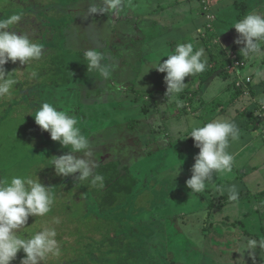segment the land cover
Here are the masks:
<instances>
[{"label": "rangeland", "instance_id": "obj_1", "mask_svg": "<svg viewBox=\"0 0 264 264\" xmlns=\"http://www.w3.org/2000/svg\"><path fill=\"white\" fill-rule=\"evenodd\" d=\"M124 1V6L137 18L140 13L139 1H156L167 5L173 0H123L122 4ZM261 1L260 6L264 7V0ZM82 2L0 0V18H7L13 13L21 14V20L11 30L27 35L32 42L42 47L39 60L29 61L25 65L19 61L4 65L6 72H11V77L17 83L10 95L0 97V179H10L17 175H32L35 178L37 172L40 182L50 187L54 197L51 211L43 217L30 216L26 226L18 230L19 234L28 237L44 227L56 229L61 254L58 257L49 256L42 264H77L79 258L83 262L93 254L98 255V260L108 258L110 263L127 259L133 264L136 261L143 264H264V221L261 219L264 208L258 200L247 199L243 202L247 215H239L228 209L226 214L232 220L224 221L225 227L216 223L211 228L196 231L194 235L190 234L191 230L175 226L176 218H181L179 215L175 219L161 221L162 213L171 211V207L190 208L198 202V195L193 197L186 186L185 182L191 175L182 176V170L174 177L177 159L171 158L170 154L165 162L161 160L160 153L149 157L135 155V152L138 153L136 149H140V153L146 149L143 134L141 138L139 133L134 135L139 141L134 142L137 146L132 147L134 155L132 159L123 160V164L132 162L125 169L136 183L128 194L121 196V202L115 201L114 206L112 204L102 208V204L110 202L112 198L107 194L105 184L100 188L93 186L90 181H79L78 173L63 177L57 175L54 167L50 166L51 157L64 155L69 150L51 140L50 134L36 125L33 115L43 103H52L58 110L75 115L94 153L104 148L101 143H105L107 138H114V133L110 132L115 126L112 121L118 122L117 126L120 123L121 128L127 131L130 121L133 129L140 132L146 125L140 116L143 101L131 95L133 93L124 84H117L119 87L116 88L107 86L109 76L105 78L96 70L90 71L89 81H83V73H77L78 69L75 71L74 68H87L84 52L94 49L103 54L102 63L112 73L113 59L122 52L116 47L118 55L114 54L113 46L108 44L109 32L114 28L108 13L104 16L89 15V8H80L73 11L74 14H69L74 7H81ZM231 55L232 59L236 58L234 51ZM58 58L61 61L56 66L54 61ZM71 63L75 64L72 70L69 68L72 67ZM57 67L61 71H57ZM33 72L36 73L35 77L31 75ZM101 83L103 93L97 94L96 88L91 87ZM252 84L251 76L245 75L238 89L247 102L256 98L260 101L264 96H255ZM96 127L100 128L96 131ZM119 151L110 157L104 154L103 162L116 159V156L121 155H117ZM122 152L129 154L127 147ZM73 155L82 157V153ZM142 158H149L151 167L145 168ZM94 160H98L95 155ZM99 171L100 167L94 169L95 174H100ZM110 178L107 176L106 180ZM106 180L104 178L105 183ZM126 180L130 181L128 177ZM204 203L207 204V200ZM255 207H258L257 211ZM146 216L149 221L145 220ZM189 216L184 214L182 218ZM56 218L60 220L59 224L53 222ZM236 219L241 220L240 224H234ZM107 229L113 230L110 235L112 232L117 234L109 241L122 239L119 234H124L122 251L125 252L120 259L115 257L110 260L113 247L109 242L106 247H101L103 249L100 252L104 250L108 253L102 256L95 250L90 251L85 243L92 233L100 242L102 232L99 231ZM251 241L256 243L253 245ZM24 256L21 250L10 264H20ZM105 263L109 264L107 260H95L90 264Z\"/></svg>", "mask_w": 264, "mask_h": 264}, {"label": "crops", "instance_id": "obj_2", "mask_svg": "<svg viewBox=\"0 0 264 264\" xmlns=\"http://www.w3.org/2000/svg\"><path fill=\"white\" fill-rule=\"evenodd\" d=\"M125 2L119 10L108 13V18L114 25L108 35V44L113 46L114 54L118 55L116 47L122 52L113 59L107 86L116 88L124 84L133 93L131 95L140 97V101L144 103L140 116L146 125L140 132L133 129L130 121L127 131L121 128L120 123L117 126L118 122L112 121L116 126L110 131L114 133V138H107L105 143H101L104 148L99 151L100 159L104 154L110 157L120 149L117 155H121L112 159L113 162L120 167L131 164V161L123 164V160L132 159V147L139 142L134 135L139 133V138L141 134L144 135L143 140L147 146L144 153L136 149L138 153L135 152V155L149 157L160 153L161 160L165 162L170 154L171 158L179 159L176 160L175 167L182 164L179 169L183 170L182 176L191 175L194 157L199 152L193 139L187 137L192 128L217 119L234 121L240 129V138L232 142L229 148L234 157L231 173H213V179L205 191L197 194L196 204L193 203L190 208L171 207V211L162 213L161 221H169L179 215L181 218H176L175 226L191 230L190 234L194 235L197 234L196 231L211 228L216 223L225 227L223 222L231 219L226 214L228 209L239 215H247L246 208L242 205L247 199L258 200L264 208V129L257 125L260 119L256 115V106L260 101L256 98L247 102L237 86L245 75L251 76L253 94L264 96V55L251 60L243 58L239 54L243 45L235 43L238 33L234 27L231 28L234 22L250 12L264 15V7L260 6L262 1L173 0L167 5L156 1H139L140 13L137 18L124 6ZM238 3H244L245 13L242 17L239 16ZM134 21L139 23L134 24ZM207 40L211 45L207 44ZM178 43H192L194 50L203 48L206 66L221 68L201 83V73L185 77L183 92L175 98H168L165 96L166 74L150 68L159 56L170 52ZM233 51L236 57L234 59L231 55ZM166 59V56L162 57L161 62ZM244 60L247 61L245 67ZM223 66L227 72H223ZM257 73L261 75L258 76ZM102 87L101 83L91 88H96L95 92L99 94L103 93ZM134 98L131 99L134 101ZM98 128L100 127L95 128L96 131ZM126 147L129 154L122 152ZM142 162L145 168L151 167L149 158H142ZM144 181L147 182L148 178ZM232 185L239 192V200L236 202L228 199V188ZM205 200L207 204L204 203ZM257 210L258 207H255V211ZM184 214L190 216L182 218ZM147 219L148 216L145 220L149 221ZM261 219L264 221L263 215ZM240 221L236 219L233 222L240 224Z\"/></svg>", "mask_w": 264, "mask_h": 264}, {"label": "clouds", "instance_id": "obj_3", "mask_svg": "<svg viewBox=\"0 0 264 264\" xmlns=\"http://www.w3.org/2000/svg\"><path fill=\"white\" fill-rule=\"evenodd\" d=\"M122 2L123 0H90L89 15L117 11ZM20 20L21 14L18 13L0 18V97L10 95L17 83L11 77V72H6L5 64L19 61L21 65H25L42 57L40 44L32 42L27 35L11 30ZM233 27L238 33L235 43L243 45L239 50L243 58L251 60L264 55V15L250 12L234 22L231 28ZM164 56L167 59L161 62ZM203 57V48L194 50L192 43H178L170 52L157 58L150 69L166 74V97L175 98L183 92L185 77L205 71L207 61ZM84 58L89 71L96 70L105 78L110 75L108 68L102 63L104 56L101 52L88 49L84 52ZM31 75L35 77L36 73ZM260 103L264 105V99ZM58 109L52 103H43L33 115L36 125L42 131H47L51 140L69 150L64 155L51 157L50 166L54 167L57 175L67 177L78 173L77 180L90 181L93 186L102 188L104 177L94 173V151L78 126L77 117ZM187 137H191L194 146L199 149L191 167V177L185 182L194 197L205 191L213 179V173H231L234 157L229 148L232 142L239 140L240 129L234 121L217 119L192 128ZM73 153H82V157L74 156ZM181 165L176 166L174 177L179 174ZM36 173L35 178L32 175H17L10 179H0V264H10L21 250L25 256L20 264H42L49 256L58 257L61 254L54 227H44L28 237H23L18 231L26 226L30 216L43 217L48 214L54 203L50 187L42 184ZM228 199L233 202L239 200L235 185L228 188ZM53 222L59 224L60 220L56 218ZM250 243L254 245L256 242Z\"/></svg>", "mask_w": 264, "mask_h": 264}, {"label": "trees", "instance_id": "obj_4", "mask_svg": "<svg viewBox=\"0 0 264 264\" xmlns=\"http://www.w3.org/2000/svg\"><path fill=\"white\" fill-rule=\"evenodd\" d=\"M62 1H83L81 7H74V10H72V12L69 13V14H74L75 10L77 11L80 8H81V10L82 9L85 10V9L89 8V3H90V0H62ZM237 6L240 8L239 9V11H240V15L239 16L242 17L243 14L245 13V7H243L244 3H240V4L238 3ZM207 44L211 45V42L207 40ZM78 53L80 54V52H78ZM62 58L65 61L64 56ZM59 61H61L59 58L56 61H54L56 66H57V63ZM70 65L72 67L69 66V68H71V70H72L73 69V65H75V64L71 63ZM219 68H221V66H213V67H210V68L206 66L205 71L200 74V76H201L200 78H202L200 83L203 82L204 80H206L210 75H212L213 73L218 71ZM74 69H75V71L78 69L77 73H81V74L83 73V75H81L82 76L81 80H83V81H89L90 80V77H91L90 74L91 73H90V71L86 72L87 68H84V70L83 69H79V68H74ZM56 70L57 71H61V68L57 67ZM222 70H223V72L224 71L227 72L224 69V66H223ZM99 153H100L99 150H96V152L94 153L96 159L98 158V160L95 162L96 163V167H100L101 168V171H99V172H100V175H103L105 180H106L107 176L111 177L110 180H106V183L104 181L105 189L111 191V192H108L106 190V192H107V194H109L110 197H112L110 202H108V203L104 202V204H102V208L105 209V207L108 206V205H112L113 204V206H114L116 200H117L118 203L121 202L120 201V199H122L121 196L123 194H128L133 189V187H134L136 182H135L134 179L130 178V176L128 175L127 170L125 169V167H120L119 164H117V163H115L113 161L105 160V162H103L102 159H100V157H99L100 156ZM127 177L129 178L130 181L126 180ZM108 230L109 229L99 231V232H102V234L100 235V238L102 240L100 242H98V240L95 239V236L94 237L92 236L93 235V233H92V235L90 234L89 238H87L85 240V243H87V247H88V249H90V251L91 250H95V252L100 253L101 256H102V254L104 255V253L106 255L107 252H105L104 250H101V252H100V249H103V248H101L103 246L106 247L108 242H109V244L113 247V249L111 251V254L109 255V256L112 257L110 260H114L115 257H117L116 259H120V257H122L123 252H125V250L122 251L123 245L125 243L124 234H122V233L119 234V236L122 239L115 240V241L114 240H110L109 241V239H112L113 237H116L117 234L112 232V235H110L109 233H111V231H113V230H110V231H108ZM112 244H114V245H112ZM91 253H93V252H91ZM130 254H132V253H130ZM96 256H98V255L97 254H93L91 256H88L86 259L82 260L83 262H81L79 260L80 259L79 258L77 260V264H85V263L90 264L91 262H93L95 260H97L99 262L107 260L109 264H133L130 261H128L127 259H125L126 261L122 260L121 262L116 261V262H111L110 263L108 258H105L104 260H103V258L98 260V258H96ZM136 262H137L136 264H143L142 262H140V263L138 261H136Z\"/></svg>", "mask_w": 264, "mask_h": 264}, {"label": "built area", "instance_id": "obj_5", "mask_svg": "<svg viewBox=\"0 0 264 264\" xmlns=\"http://www.w3.org/2000/svg\"><path fill=\"white\" fill-rule=\"evenodd\" d=\"M203 2L207 1V0H201ZM235 64H238V62H235ZM247 81L249 80V77H246ZM240 83H237V86H240ZM256 115L259 117L260 121L259 123H257V125H259L260 127H262V129H264V105H262L261 103H258L256 106Z\"/></svg>", "mask_w": 264, "mask_h": 264}]
</instances>
